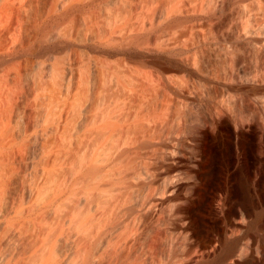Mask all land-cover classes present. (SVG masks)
<instances>
[{"label": "bare ground", "instance_id": "1", "mask_svg": "<svg viewBox=\"0 0 264 264\" xmlns=\"http://www.w3.org/2000/svg\"><path fill=\"white\" fill-rule=\"evenodd\" d=\"M262 122L264 0H0V264H142L141 217L195 233L211 184L235 218L186 262L240 264ZM171 239L150 264H178Z\"/></svg>", "mask_w": 264, "mask_h": 264}, {"label": "rangeland", "instance_id": "2", "mask_svg": "<svg viewBox=\"0 0 264 264\" xmlns=\"http://www.w3.org/2000/svg\"><path fill=\"white\" fill-rule=\"evenodd\" d=\"M262 123H264V122H262ZM259 129H260V131H259V133H260V138H259L260 153L262 154L261 165H260L259 170H258V180L259 181H256L255 183H254L255 180L253 181L255 173L250 168V166H251L249 164L250 161H248L249 163H247V160H245L246 164L245 163L244 164L247 165L248 169L246 168L245 165H243V170L246 174H249V177L251 175L250 183H251L252 192L255 195L256 201L258 202L257 217L260 220H262L261 221L262 226H260V228H258V229H254L253 231L247 232V234L241 239L240 247L242 246V248L239 247V249L236 251V254H238V253L239 254L234 256V257H240L241 258L240 262H239L240 264H246L245 262L242 263V260H243L242 257L247 252L246 251L247 250L246 244L249 243V239H251L250 237L253 235L252 234L253 232L254 233L257 232V240H256V243L254 245L255 248H254V254H253V257H254L253 262H255V263L251 262L249 264H258L260 262L262 256H263V253H264V124H260ZM180 145H181L180 147H181L182 151L178 154V156L174 162H176L175 163L176 166H179V168H177V169H178V172L180 173L181 178L183 179V182L181 184V189H182L183 193L189 195V193L191 194V191L193 188L192 186L195 183V181H194L195 178L193 180L194 176H193V172H192L193 171L192 168H193V164H194V161H193L194 160V155H193L194 152H193V150H191V148H190L191 151H189V149L186 148L187 147L186 143H183V144L181 143ZM191 152H193V153H191ZM248 164H249V166H248ZM233 165L234 164L231 163V166H229L231 171H229V173H228V178L231 176L229 178V181L233 185V188H232V190L234 192L233 198H237L240 195L239 187H237L238 186L237 181H239V178H238L239 174H238L237 168H235V166L233 167ZM254 184H256V185H254ZM212 185H214V184H211L208 187V189L206 191L207 194L206 193L204 194L205 199L203 198V200L201 201V207L202 208L205 207L209 210V215H208L209 219L207 220L208 222L205 223L204 226L203 225L199 226L198 230L195 233H187L181 229H176V228H172V229H174V230H172L171 227L167 224L168 222L165 223L164 210L167 209L166 203L164 205H159V206L151 208L152 210L150 209L146 213V215L144 214L145 216L143 215L144 218L141 217V219H142L141 220L142 222L140 221L141 227L136 228L135 230L140 229L136 232H138L139 238L142 240L139 241V239H138V241L135 242V245H136V247L138 246L137 244H139V243H140L139 246L144 245V247L142 246V248L144 249L143 253L144 254L147 253V254H145L146 256L144 254H143V256L142 255L140 256L139 261L140 262L142 261V264H145V263L148 264V262L150 264V261L154 263L155 258L158 260V257H156V256H158L159 253H161L163 255L164 251L168 248L167 244L171 238L174 241L173 242L174 243L173 249H174V254L177 253V254H175V259H176V257H178L177 258L178 264H180V263L181 264H185V263L188 264V262H186V260L193 257L194 254H195V257H193V258L199 257L200 253L202 252L201 250H203L201 244L203 242H205L204 240H209V239L215 237V235H217V233L224 231L225 229H227V227L230 226V222L235 218V212H234L235 209H233L231 207L230 203L224 202L222 199H220V198H222V194H219L221 192H218L217 195H215V198L212 200V196L210 194V193H212V190H211ZM184 201L185 200L182 201V204L184 205V207L185 206L187 207L188 203L186 205V202H184ZM206 202H207V204H206ZM180 206H181V202H180ZM167 228L168 229L170 228V230H167ZM220 228L222 230H219ZM258 232H260V233H258ZM141 236H143L144 238H142ZM166 239H169V241ZM172 239H171V241H172ZM141 242H143V244ZM184 242H187V243H184ZM215 244L216 243L214 242L212 248L215 247ZM164 245H166V247H165V250L162 251V248L164 247ZM184 245H185V248L183 247ZM177 246L178 247L180 246L178 251L176 250V249H178ZM208 249H210V247ZM183 250H186V251H183ZM184 252H186V253H184ZM179 254H180V256H179ZM161 258H162V256L159 257L158 261H160ZM206 258L207 257H203V259H206ZM181 260L183 263L181 262ZM155 262H157V261L155 260ZM193 264H199V262L193 263Z\"/></svg>", "mask_w": 264, "mask_h": 264}]
</instances>
